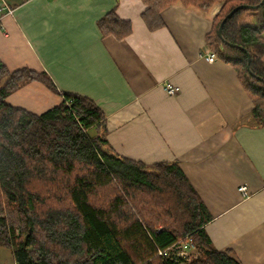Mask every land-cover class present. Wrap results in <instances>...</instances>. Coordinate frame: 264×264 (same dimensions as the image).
I'll use <instances>...</instances> for the list:
<instances>
[{"label": "crops", "instance_id": "1", "mask_svg": "<svg viewBox=\"0 0 264 264\" xmlns=\"http://www.w3.org/2000/svg\"><path fill=\"white\" fill-rule=\"evenodd\" d=\"M0 1L14 10L0 11V60L9 70L46 71L59 92L93 99L118 155L177 160L212 217L205 229L215 248L264 264V126L251 119L236 70L206 59L221 4L204 11L177 2L162 12L164 25L150 29L142 0ZM114 8L133 25L121 40L97 25ZM167 83L179 92L168 93ZM62 99L32 81L8 102L43 113Z\"/></svg>", "mask_w": 264, "mask_h": 264}, {"label": "trees", "instance_id": "2", "mask_svg": "<svg viewBox=\"0 0 264 264\" xmlns=\"http://www.w3.org/2000/svg\"><path fill=\"white\" fill-rule=\"evenodd\" d=\"M150 29L164 25L162 12L180 2L204 11L221 4L206 44L230 64L253 102L251 119L264 126V4L262 0H142ZM103 36L121 40L130 20L112 9L97 21ZM251 54L248 67V54ZM259 77L263 78L260 80ZM63 96L43 113L8 102L29 82ZM107 116L91 98L59 92L46 71L9 70L0 60V245L15 264H242L218 250L206 232L211 215L177 160L146 164L110 146ZM192 240L191 261L159 254Z\"/></svg>", "mask_w": 264, "mask_h": 264}, {"label": "built area", "instance_id": "3", "mask_svg": "<svg viewBox=\"0 0 264 264\" xmlns=\"http://www.w3.org/2000/svg\"><path fill=\"white\" fill-rule=\"evenodd\" d=\"M0 11H5L8 14L13 13V8L5 4L4 1H0ZM206 59L210 62L216 61V56L213 52H208L206 54ZM166 90L170 94H176L179 92L180 87L173 86L170 83H167L165 86ZM242 192L246 193L247 187L245 185L240 186L239 188ZM196 250V245L192 240L176 243L173 246L167 248L166 250H159V254H164L172 257L175 261H179L180 259L189 260L191 256V252Z\"/></svg>", "mask_w": 264, "mask_h": 264}, {"label": "water", "instance_id": "4", "mask_svg": "<svg viewBox=\"0 0 264 264\" xmlns=\"http://www.w3.org/2000/svg\"><path fill=\"white\" fill-rule=\"evenodd\" d=\"M261 4H264V0L261 1L260 4H257V5H246V4H242V5H239V6H236L235 8H233L227 15L226 17L222 20V22L220 23V26H219V30H218V33L219 35L222 37V32H223V27H224V24L226 22V20L231 17L236 11H238L239 9H242V8H249V9H256L258 8ZM231 46H238L236 44H233V43H229ZM239 48L243 49L244 51L247 52V49L242 47V46H238ZM248 54V59H249V62H248V67H250V63H251V54L249 52H247ZM260 80H263V78L259 77Z\"/></svg>", "mask_w": 264, "mask_h": 264}, {"label": "rangeland", "instance_id": "5", "mask_svg": "<svg viewBox=\"0 0 264 264\" xmlns=\"http://www.w3.org/2000/svg\"><path fill=\"white\" fill-rule=\"evenodd\" d=\"M14 12V10H13ZM199 256L198 249L191 252L190 259L191 261ZM0 264H15L14 256L12 250L9 247L0 245Z\"/></svg>", "mask_w": 264, "mask_h": 264}]
</instances>
